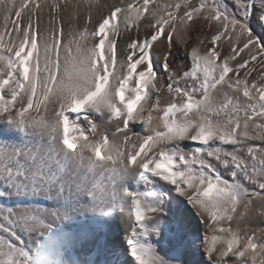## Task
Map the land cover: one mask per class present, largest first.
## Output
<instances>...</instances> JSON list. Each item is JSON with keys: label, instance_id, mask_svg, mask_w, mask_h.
<instances>
[{"label": "snow or ice", "instance_id": "obj_1", "mask_svg": "<svg viewBox=\"0 0 264 264\" xmlns=\"http://www.w3.org/2000/svg\"><path fill=\"white\" fill-rule=\"evenodd\" d=\"M0 264H264V0H0Z\"/></svg>", "mask_w": 264, "mask_h": 264}]
</instances>
